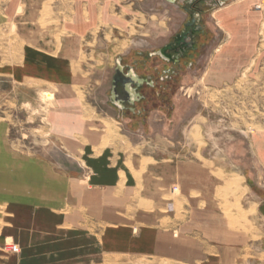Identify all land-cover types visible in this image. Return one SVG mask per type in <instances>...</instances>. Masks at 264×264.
I'll list each match as a JSON object with an SVG mask.
<instances>
[{
	"label": "rangeland",
	"instance_id": "1",
	"mask_svg": "<svg viewBox=\"0 0 264 264\" xmlns=\"http://www.w3.org/2000/svg\"><path fill=\"white\" fill-rule=\"evenodd\" d=\"M40 2L36 17L17 18L37 27L38 37L52 38L49 46L33 51L51 59L39 65L57 76L26 73L15 83L5 75L9 65L0 64V264H219L221 250L228 253L237 244L242 251L227 264L259 262L256 255L264 257V225L256 215L264 203V3L251 7H261L258 30L242 64L234 65L217 64L230 35L221 30L214 45L220 22L215 17L207 24L206 10L202 30L195 32L198 42L173 64L158 52L183 29L173 24L180 17L145 14L131 21L127 33L103 16L110 0H83L77 9L72 0ZM8 21L0 18V24ZM82 22L84 29L77 31ZM32 33L26 44L18 33L20 60L31 50ZM13 38L14 31L0 32L1 45ZM128 39L150 44L124 54ZM64 50L72 56L64 57ZM118 60L124 71L154 80L164 77L162 70L174 69L176 76L159 81L168 93L162 104H153L154 84L155 89L140 88L146 96L131 106L136 114L113 105ZM185 61H194L191 69ZM229 67L235 73H225ZM63 78H72L70 98L89 127L105 120L111 125L106 136L92 127L89 132L103 142L82 140L75 160L67 158L71 152L51 123L61 107ZM104 156L114 160L105 162L118 183L91 187L93 169ZM12 244L18 253L9 252ZM186 247L188 257L182 255Z\"/></svg>",
	"mask_w": 264,
	"mask_h": 264
},
{
	"label": "crops",
	"instance_id": "2",
	"mask_svg": "<svg viewBox=\"0 0 264 264\" xmlns=\"http://www.w3.org/2000/svg\"><path fill=\"white\" fill-rule=\"evenodd\" d=\"M41 0H0V18L5 17L9 18L8 22L0 24V32L1 35L7 32H15V38L11 39L9 43L0 44V64L9 65V67L5 66V75L8 76L9 80L17 83L24 79V75L26 73L37 74L38 76L44 75L48 77L55 78L57 73L53 71L50 72L49 69L41 68L40 63L50 62L49 58L45 56L46 54H37L33 50L38 47L49 46V44L53 43L52 38L47 37H38L36 34L38 32L37 27H33L31 24L23 23V21L18 20V15H27L30 17H36L38 15V11L43 8ZM77 3L76 9L78 7H82L79 5L80 1L83 0H72ZM97 1V0H96ZM101 1V0H99ZM263 2L264 0H110V3L105 7V11L103 12V16L108 20H111L112 27H116L120 29L121 32L129 33L131 28V21L136 17L144 16L145 14H150V16L160 15L162 13H168L170 16L175 15L181 18V21L175 22L176 29H179L182 25L185 24L187 19V12L185 11L184 4L186 7L188 6L193 12L195 10L201 9L204 12H208L209 16L207 19V24L213 22L215 17H217L220 22V30L216 29L214 45H218L221 41V30L223 32L229 33L230 41L228 45H226L223 49V57H220L217 60V64H240L241 56L244 55V50L252 49V41L254 40L252 33L258 30L257 19L260 15V6H255L254 10L251 8L256 3ZM91 3V2H90ZM94 3V2H93ZM89 4L90 8L96 7L95 3ZM221 3V4H220ZM191 4V5H190ZM210 5H212V9H210ZM259 7V8H258ZM118 8L119 12H112V9ZM210 10H209V9ZM189 10V11H191ZM206 10V11H205ZM252 10V11H251ZM215 14V16H214ZM114 16L116 19H114ZM108 23V21H106ZM3 25V26H1ZM115 25V26H114ZM85 24L82 22L77 25L76 30L82 31L84 29ZM87 26V24H86ZM118 26V27H117ZM128 26V27H127ZM111 28V29H113ZM163 29L160 27V30ZM43 31V30H42ZM180 31V30H179ZM20 32V36L25 43V40H28V33H32V37L34 39L29 41L33 43L31 45V50H27L24 56V59L18 58V33ZM24 38V39H23ZM36 39V40H35ZM123 41L122 43H124ZM120 43V44H122ZM26 44V43H25ZM118 44L117 46H119ZM149 42L142 39H128L126 49L124 50V54L128 53L130 47H139V48H147L149 47ZM115 46V47H117ZM23 47V46H22ZM68 47V43H65V48ZM24 48V47H23ZM212 51L208 50L206 52V56L203 57L204 61H210L212 57ZM123 53V52H122ZM121 53V54H122ZM63 56L71 57V51L68 52L64 50ZM229 57V58H227ZM26 58V59H25ZM231 58V59H230ZM232 58H234L232 60ZM19 63H22L21 69L19 68ZM242 64V63H241ZM25 65V67H23ZM234 67V66H233ZM229 67L225 73H235L234 68ZM230 69V70H229ZM233 69V70H232ZM64 79V80H63ZM60 80L61 84L64 86L60 88V95L62 97L61 107L58 110V114L53 115L51 118V123H53L54 133L56 136L64 143L67 152V158L77 159V153L79 150V145L81 141L87 139L89 142L94 143L96 146L100 145L103 142V137L101 135H93L91 128L89 127L87 121L82 119V115L77 112V103L72 101L70 95L72 94V86L75 85L73 83L72 78H63ZM74 92V91H73ZM106 121V120H105ZM108 122V121H107ZM109 129L111 130V125L108 124ZM89 130L91 132H89ZM94 132V130H93ZM113 139V138H112ZM115 143H123V140H116ZM253 149V148H252ZM65 151V149H64ZM66 152V151H65ZM113 152V151H112ZM257 157L256 153L254 152ZM95 166L94 175L95 178L92 182L91 187H114L117 185V181H114L112 176L109 177L108 174L114 175V171L111 170L108 172V168H110V163L107 164L105 161H114L112 158L104 156L101 157ZM118 173V172H116ZM78 187V186H77ZM257 219L261 221L264 225V203L261 204L257 209ZM164 237V236H162ZM161 239L159 241H165L166 245L173 246V242L171 240ZM235 245L232 250L228 253L226 249H222L220 253V262L219 264H227V258L234 255L238 256V251L241 253L242 246ZM157 250V249H156ZM183 253L186 257H188L189 249L186 247L182 249ZM231 251L233 253H231ZM10 252V251H9ZM13 254V253H12ZM264 254V253H263ZM228 255V257H227ZM261 255V254H260ZM262 256V255H261ZM260 256V257H261ZM257 260L256 264H264V257L259 258V255H256ZM183 263V262H182ZM186 263V262H185ZM187 264V263H186ZM198 264V263H197ZM202 264V263H201ZM204 264V263H203ZM228 264H231L228 262Z\"/></svg>",
	"mask_w": 264,
	"mask_h": 264
},
{
	"label": "flooded vegetation",
	"instance_id": "3",
	"mask_svg": "<svg viewBox=\"0 0 264 264\" xmlns=\"http://www.w3.org/2000/svg\"><path fill=\"white\" fill-rule=\"evenodd\" d=\"M191 5V4H190ZM189 10H191V9H189L188 8V6L185 8V11L187 12V16L189 17L188 19H187V21L185 22V24L183 25V29H181L180 30V32L179 33H177V34H175L174 36H173V40H172V42H169L168 44H166V45H164V46H167V45H173L174 44V38H175V36L176 35H178V34H181V33H186L187 34V36H191L192 38L190 39V40H187L188 42V44H190V42H192V45L190 46V47H186L185 48V51L183 52V53H177L176 51H173V50H171V51H167L166 53L168 54V55H171V57H173V58H175V57H177V61H175V60H173V59H170L169 61H165L164 59H162L160 56H159V54H158V57L161 59V60H163V61H165V62H171V63H173V64H180V62H181V60L183 61L184 60V58H186V52L189 50V49H192L193 48V46L198 42V40H196L197 39V36L195 35L196 33L195 32H197V31H201L202 30V27H201V25H200V21H201V16H202V14H204V11H202L201 10V12H200V10H195L194 12L191 10V11H189ZM126 46H127V44H126ZM125 46V47H126ZM163 46V47H164ZM163 47H161L160 49H162ZM124 48H122V49H118L117 51H114V55H112L111 56V58H113L116 54H119L122 50H123ZM160 51V50H159ZM159 53V52H158ZM185 63H186V65H187V67H188V69H191V67L193 66V63H194V61H192V62H187V61H185ZM122 66V65H121ZM122 68H123V66H122ZM129 71H133V73L139 78V79H141V80H143V83L139 86V87H135V86H133L135 89H136V93L138 94V98H137V100L132 104V105H134L135 103H139L141 100H143V99H145V93L142 91V90H140V88L142 87V86H147L148 88H151V89H155V86H154V84H156L157 86H158V88L156 89V91L154 92V98H152L153 99V104L154 105H156V104H162V97H165L168 93H167V89L165 88V87H162L161 86V84L162 83H160V82H164V80H171L172 79V77H174V76H176L177 75V73H175L174 72V69H168V70H162V73L163 74H165L164 75V77L162 78L161 76H160V74L159 73H157V74H159V75H157L158 77H157V80H154L155 78L153 77V79H151V78H143L144 76L142 75V74H139V72H137V70L135 71V70H133V69H127L126 71H124V68H123V72L124 73H127V72H129ZM114 74H115V72H114ZM114 76V75H113ZM113 78V77H112ZM160 81V82H159ZM156 82V83H155ZM111 84H112V81H111ZM132 105H130V104H128V103H124L123 104V106H124V108L123 109H121V108H119V107H117L118 109H121V110H125V111H127V113H131V114H136V112H135V110L136 109H133L131 106Z\"/></svg>",
	"mask_w": 264,
	"mask_h": 264
},
{
	"label": "water",
	"instance_id": "4",
	"mask_svg": "<svg viewBox=\"0 0 264 264\" xmlns=\"http://www.w3.org/2000/svg\"><path fill=\"white\" fill-rule=\"evenodd\" d=\"M191 38V36H187V34L184 32L176 35L174 38V44L164 46L162 49H160L158 53L159 56L165 61H169L170 59L177 61V57L173 58L166 52L173 50L177 53H183L186 47H190L192 45V42H190V44L187 43V40H190ZM119 61L120 60L117 62L115 74L112 78L110 99L113 105L123 109L124 103L132 105L137 100L138 94L136 93V89L133 86L139 87L143 83V80L139 79L133 73V71L124 73Z\"/></svg>",
	"mask_w": 264,
	"mask_h": 264
},
{
	"label": "bare ground",
	"instance_id": "5",
	"mask_svg": "<svg viewBox=\"0 0 264 264\" xmlns=\"http://www.w3.org/2000/svg\"><path fill=\"white\" fill-rule=\"evenodd\" d=\"M94 129H97V132L100 133L102 132L105 136L106 134L104 133L105 130H107L109 127H108V124L104 121V122H98L96 125L93 126ZM99 130V131H98ZM110 130V129H109ZM196 130V129H195ZM95 132V130H94ZM114 134V133H113ZM112 138V137H111ZM154 262H156L155 260H153ZM159 264V263H158Z\"/></svg>",
	"mask_w": 264,
	"mask_h": 264
},
{
	"label": "built area",
	"instance_id": "6",
	"mask_svg": "<svg viewBox=\"0 0 264 264\" xmlns=\"http://www.w3.org/2000/svg\"><path fill=\"white\" fill-rule=\"evenodd\" d=\"M9 250L12 253H18L19 252V247L17 245L12 244V245H10V249Z\"/></svg>",
	"mask_w": 264,
	"mask_h": 264
}]
</instances>
